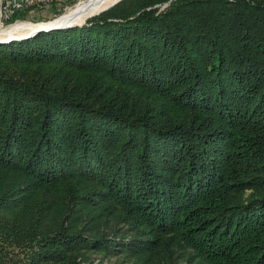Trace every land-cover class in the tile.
<instances>
[{"label":"trees","instance_id":"16d2710c","mask_svg":"<svg viewBox=\"0 0 264 264\" xmlns=\"http://www.w3.org/2000/svg\"><path fill=\"white\" fill-rule=\"evenodd\" d=\"M188 250L264 264V0H124L0 44V264Z\"/></svg>","mask_w":264,"mask_h":264},{"label":"bare ground","instance_id":"6f19581e","mask_svg":"<svg viewBox=\"0 0 264 264\" xmlns=\"http://www.w3.org/2000/svg\"><path fill=\"white\" fill-rule=\"evenodd\" d=\"M118 1L119 0H91L84 6L73 11L70 15L57 18V20L52 22H42V24H16L10 30H0V41H10L17 38H25L28 35L37 32L38 30L56 27L60 24H67L72 22L82 24L86 22L87 19L99 14L101 11L111 7Z\"/></svg>","mask_w":264,"mask_h":264},{"label":"rangeland","instance_id":"374dc122","mask_svg":"<svg viewBox=\"0 0 264 264\" xmlns=\"http://www.w3.org/2000/svg\"><path fill=\"white\" fill-rule=\"evenodd\" d=\"M89 1H91V0H76L74 3H72L70 5L71 9L66 10V11H64L62 9L59 10L58 8H56V9L47 8L45 10L42 9V10H37V11H30L20 20H22L26 23L30 22L32 24H42V22L47 23L50 21L52 22L54 20H57V18L66 16V15H70L73 11L84 6ZM166 7H167V5L163 6V9ZM13 27H14V24L12 27L8 28L7 30L12 29ZM246 194L250 195L253 193H252V191H248ZM197 256L198 255L195 252L193 253V250H188V255L186 257L182 258V260H180L179 264H198L200 262V259L195 260ZM94 258L96 259L95 264L99 263L100 261H102L104 264H130L129 260L124 255H122V257H113V258H111V257L106 258V257H103L101 255H95Z\"/></svg>","mask_w":264,"mask_h":264},{"label":"built area","instance_id":"2783aa9c","mask_svg":"<svg viewBox=\"0 0 264 264\" xmlns=\"http://www.w3.org/2000/svg\"><path fill=\"white\" fill-rule=\"evenodd\" d=\"M76 0H0V30L4 31L12 27L13 24H28L19 18H13L23 13L47 8L64 11L70 10L71 4ZM58 5V6H57ZM57 6V7H56ZM13 21V22H12Z\"/></svg>","mask_w":264,"mask_h":264},{"label":"water","instance_id":"95a60500","mask_svg":"<svg viewBox=\"0 0 264 264\" xmlns=\"http://www.w3.org/2000/svg\"><path fill=\"white\" fill-rule=\"evenodd\" d=\"M123 0H119L118 2H116L114 5H112L111 7L109 8H106L105 10L101 11L99 14L97 15H94L92 17H95V16H99L102 12H105V11H108L110 10L112 7H114L117 3L121 2ZM91 17V18H92ZM55 21V20H54ZM87 21V20H86ZM86 25V22L82 23V24H78V23H67V24H60V25H57L56 27H50V28H46V29H43V30H38L37 32L33 33V34H30L28 35L27 37L25 38H17V39H14V40H10V41H0V44H3V45H7V44H10L14 41H25V40H28V38H31V37H34L40 33H43V32H51V31H57V30H65V29H72L74 27H82Z\"/></svg>","mask_w":264,"mask_h":264}]
</instances>
